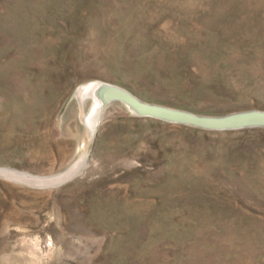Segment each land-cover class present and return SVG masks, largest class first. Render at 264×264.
I'll use <instances>...</instances> for the list:
<instances>
[{"label": "rangeland", "instance_id": "374dc122", "mask_svg": "<svg viewBox=\"0 0 264 264\" xmlns=\"http://www.w3.org/2000/svg\"><path fill=\"white\" fill-rule=\"evenodd\" d=\"M105 85L264 111V0H0V264H264V128Z\"/></svg>", "mask_w": 264, "mask_h": 264}, {"label": "water", "instance_id": "95a60500", "mask_svg": "<svg viewBox=\"0 0 264 264\" xmlns=\"http://www.w3.org/2000/svg\"><path fill=\"white\" fill-rule=\"evenodd\" d=\"M97 94L100 102L104 104L110 101H120L138 116L154 117L170 123L217 131L264 128V111L260 110H246L216 117L200 116L187 111L142 102L125 90L111 85L99 88Z\"/></svg>", "mask_w": 264, "mask_h": 264}, {"label": "bare ground", "instance_id": "6f19581e", "mask_svg": "<svg viewBox=\"0 0 264 264\" xmlns=\"http://www.w3.org/2000/svg\"><path fill=\"white\" fill-rule=\"evenodd\" d=\"M81 92V91H80ZM82 93H83V90H82ZM82 95V94H81ZM80 95V96H81ZM69 172L70 171H67V172H65L64 174H62V175H60V176H57V177H55V178H53V179H50V178H47V179H44V182L46 183V184H51V185H53V184H56V182H58V180H63V179H65L68 175H69Z\"/></svg>", "mask_w": 264, "mask_h": 264}]
</instances>
